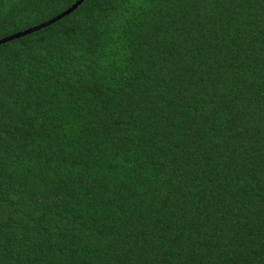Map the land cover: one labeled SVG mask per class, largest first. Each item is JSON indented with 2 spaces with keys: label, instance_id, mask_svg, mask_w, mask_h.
I'll use <instances>...</instances> for the list:
<instances>
[{
  "label": "trees",
  "instance_id": "1",
  "mask_svg": "<svg viewBox=\"0 0 264 264\" xmlns=\"http://www.w3.org/2000/svg\"><path fill=\"white\" fill-rule=\"evenodd\" d=\"M76 0H0V38ZM0 264H264V0H83L0 44Z\"/></svg>",
  "mask_w": 264,
  "mask_h": 264
},
{
  "label": "water",
  "instance_id": "2",
  "mask_svg": "<svg viewBox=\"0 0 264 264\" xmlns=\"http://www.w3.org/2000/svg\"><path fill=\"white\" fill-rule=\"evenodd\" d=\"M83 0H76L74 3H72L69 7H67L66 9H64L62 12L58 13L57 15H55L54 17L46 20V21H43L41 23H38L34 26H31V27H28L24 30H20V31H17L15 33H12L10 35H7L5 37H2L0 38V44L1 43H4V42H7L9 40H12L14 38H18V37H21V36H24V35H27L29 33H32L36 30H39L43 27H46L48 26L49 24L59 20L60 18L68 15L69 13H71Z\"/></svg>",
  "mask_w": 264,
  "mask_h": 264
}]
</instances>
